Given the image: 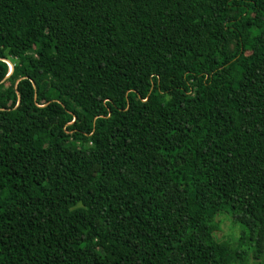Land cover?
<instances>
[{
	"label": "trees",
	"instance_id": "obj_1",
	"mask_svg": "<svg viewBox=\"0 0 264 264\" xmlns=\"http://www.w3.org/2000/svg\"><path fill=\"white\" fill-rule=\"evenodd\" d=\"M0 264H264V0H0Z\"/></svg>",
	"mask_w": 264,
	"mask_h": 264
},
{
	"label": "rangeland",
	"instance_id": "obj_2",
	"mask_svg": "<svg viewBox=\"0 0 264 264\" xmlns=\"http://www.w3.org/2000/svg\"><path fill=\"white\" fill-rule=\"evenodd\" d=\"M216 221L218 222L217 223L218 225L217 236L218 237H223L227 239V238H232L233 236H235V234L236 235L238 234L239 227L234 224L232 225L231 223H229L226 216L222 215L218 217Z\"/></svg>",
	"mask_w": 264,
	"mask_h": 264
},
{
	"label": "water",
	"instance_id": "obj_3",
	"mask_svg": "<svg viewBox=\"0 0 264 264\" xmlns=\"http://www.w3.org/2000/svg\"><path fill=\"white\" fill-rule=\"evenodd\" d=\"M4 61V60H3ZM7 64H8V67H9V73H8V75L11 73V71H12V65L8 62V61H5ZM18 104V103H17ZM16 104V105H17Z\"/></svg>",
	"mask_w": 264,
	"mask_h": 264
}]
</instances>
